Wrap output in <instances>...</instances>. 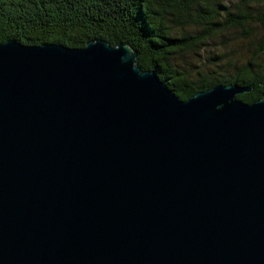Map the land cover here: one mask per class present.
<instances>
[{
	"label": "water",
	"instance_id": "obj_1",
	"mask_svg": "<svg viewBox=\"0 0 264 264\" xmlns=\"http://www.w3.org/2000/svg\"><path fill=\"white\" fill-rule=\"evenodd\" d=\"M137 57L0 43V264H264V95Z\"/></svg>",
	"mask_w": 264,
	"mask_h": 264
},
{
	"label": "trees",
	"instance_id": "obj_2",
	"mask_svg": "<svg viewBox=\"0 0 264 264\" xmlns=\"http://www.w3.org/2000/svg\"><path fill=\"white\" fill-rule=\"evenodd\" d=\"M233 5V6H232ZM0 0V43H58L83 48L104 39L137 52L143 70H155L181 99L218 84L252 89L237 96L252 103L264 95V0ZM235 30L243 49L211 54L182 68L175 56L196 51ZM197 57H200L197 53Z\"/></svg>",
	"mask_w": 264,
	"mask_h": 264
},
{
	"label": "rangeland",
	"instance_id": "obj_3",
	"mask_svg": "<svg viewBox=\"0 0 264 264\" xmlns=\"http://www.w3.org/2000/svg\"><path fill=\"white\" fill-rule=\"evenodd\" d=\"M227 4H236L239 0H222ZM233 6V5H232ZM246 45L245 39H240L239 34L235 30L225 31L219 36L213 37L205 46L196 51L185 50L175 56L176 62L182 68H188L191 63L195 66H200L205 62V57L210 56L211 54H219L221 52H227L229 55L233 52H237L240 49H243ZM199 53L200 57L196 55ZM202 66V65H201ZM203 67V66H202Z\"/></svg>",
	"mask_w": 264,
	"mask_h": 264
}]
</instances>
